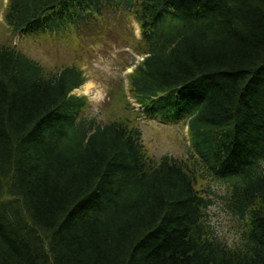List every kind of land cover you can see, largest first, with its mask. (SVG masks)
Returning <instances> with one entry per match:
<instances>
[{
	"label": "trees",
	"instance_id": "16d2710c",
	"mask_svg": "<svg viewBox=\"0 0 264 264\" xmlns=\"http://www.w3.org/2000/svg\"><path fill=\"white\" fill-rule=\"evenodd\" d=\"M107 8L138 29L126 94L182 121L190 161L81 117L76 66L44 73L0 44V264H264V0H5L1 17L13 35L76 40ZM196 164L225 185L238 243L211 230Z\"/></svg>",
	"mask_w": 264,
	"mask_h": 264
},
{
	"label": "rangeland",
	"instance_id": "374dc122",
	"mask_svg": "<svg viewBox=\"0 0 264 264\" xmlns=\"http://www.w3.org/2000/svg\"><path fill=\"white\" fill-rule=\"evenodd\" d=\"M4 3L5 0H0V44L11 45L35 60L44 73L55 72L70 64L82 71L84 81L72 92L85 97L86 105L80 111L81 117L93 118L94 123L99 125L121 119L138 128L148 157L156 160L168 155L190 161L182 121L173 123L145 114L126 94L125 75L141 58L137 25L130 17H123L107 8L98 22H92L93 28L90 26L92 23L88 24L86 37L83 35L76 40H71L66 28L58 29L57 34L49 36L43 33L13 35L2 21ZM125 100L133 105V109L123 107ZM193 171L197 175L196 187L204 190L211 202L206 208L211 230L227 245L238 243L245 226L242 219L224 208L222 196L226 194L225 185L206 176L198 164L193 166Z\"/></svg>",
	"mask_w": 264,
	"mask_h": 264
}]
</instances>
